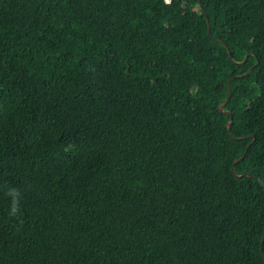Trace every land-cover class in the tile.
Segmentation results:
<instances>
[{"label": "trees", "instance_id": "1", "mask_svg": "<svg viewBox=\"0 0 264 264\" xmlns=\"http://www.w3.org/2000/svg\"><path fill=\"white\" fill-rule=\"evenodd\" d=\"M263 232L264 0H0V264H264Z\"/></svg>", "mask_w": 264, "mask_h": 264}, {"label": "water", "instance_id": "2", "mask_svg": "<svg viewBox=\"0 0 264 264\" xmlns=\"http://www.w3.org/2000/svg\"><path fill=\"white\" fill-rule=\"evenodd\" d=\"M201 8H202V6H201ZM207 23H208V33L210 34V24H209V19H208V17H207ZM217 40H218V39H217ZM219 41L222 42L221 40H219ZM222 43H223V42H222ZM227 51H228L230 57L232 58V55H231V53H230L229 48H227ZM247 55H248V54H247ZM247 55H246V57H247ZM246 57L244 58V60L246 59ZM244 60H243V61H244ZM243 61H242V62H243ZM253 67H254V66H252V67H251L246 73H244V74H242V75H238V77H243L244 75L249 74V73L252 71ZM230 80H231V78H230L229 81L227 82V98H226V100H225L224 102H222V103L219 105V110H220L222 113L230 115V118H229V120L227 121V128H228L229 132H230V128H231V125H232L233 117H232V113H231V111H229V110H225V106H226L227 102H228L229 99H230V90H229ZM237 139H241V138H237ZM248 147H249V146H248ZM244 155H245V153H244L240 158H238V159H236V160L234 161V163H233V167H232V168H233V171H234V166H235V164L238 163V162L244 157ZM238 176H243V175H238ZM263 242H264V232H263L262 240H261V244H260L261 253H262V255L264 256V254H263V250H262Z\"/></svg>", "mask_w": 264, "mask_h": 264}]
</instances>
